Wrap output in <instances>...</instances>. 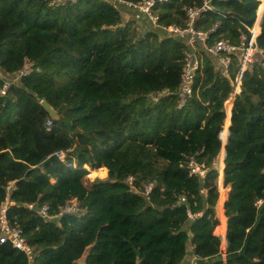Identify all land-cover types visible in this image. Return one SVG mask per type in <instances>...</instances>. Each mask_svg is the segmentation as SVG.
<instances>
[{
	"label": "trees",
	"instance_id": "trees-1",
	"mask_svg": "<svg viewBox=\"0 0 264 264\" xmlns=\"http://www.w3.org/2000/svg\"><path fill=\"white\" fill-rule=\"evenodd\" d=\"M262 1H210L194 27L215 29L204 45L196 42L201 67L180 105L187 40L167 27L185 28L184 8L203 0L156 2L155 25L136 7L113 0H0V90L10 82L0 92V206L11 201L9 223L33 248L29 260L10 243L0 244V264H80L85 252L84 264H185L192 256L191 264H264ZM258 20L255 52L227 128L240 44ZM220 40L238 48L222 54L231 59L227 74L208 51ZM60 151L68 154L61 159ZM222 153L219 177L238 185L229 197L221 194L227 225L232 209L244 211L226 231L224 255L214 183ZM191 157L206 167L203 178L189 174ZM179 165L185 166L181 179ZM84 166L105 167L106 181L90 184ZM66 203L80 211L58 215ZM42 205L51 218L37 212Z\"/></svg>",
	"mask_w": 264,
	"mask_h": 264
},
{
	"label": "built area",
	"instance_id": "built-area-1",
	"mask_svg": "<svg viewBox=\"0 0 264 264\" xmlns=\"http://www.w3.org/2000/svg\"><path fill=\"white\" fill-rule=\"evenodd\" d=\"M63 1L64 0H52V3L58 5V4H62ZM115 1L118 3L122 2V4L127 6L136 7L142 13H145L148 16L151 23L155 25L157 24L158 16L156 15V13H154L153 6L156 2L163 3L166 2L167 0H138L136 3H132L127 0H113V2ZM210 1L211 0H203V3L200 7L187 6L184 8L185 15L188 17V24L185 28H180L175 25H170L167 27L168 31L173 32L181 37H184L187 40L188 48L184 50V65L182 68L181 82L177 90L178 103L180 105H183L186 99L190 97V95L192 94L195 74L200 70L201 67V60L196 52V46H195L196 42H200L201 44L204 45V43L209 37L208 36L209 33L213 32L215 29V26H213L209 30L203 31V30H196L194 27V24L196 23L200 14L205 10L211 9ZM257 24L258 21L254 24V26L251 29H249L251 33V37L249 41L247 43L242 41L240 44L242 49V56L240 59V69L232 84L234 82H237L238 75L240 74L241 76L243 70L245 69L246 63L251 61L252 56L255 52V48H253L255 44V38L260 32V27L257 26ZM236 49H238L236 46L229 44L226 41L220 40L215 42L211 47H209L208 51L213 56L218 57L219 62L223 65V72L227 74V68L231 64V59L228 55L224 56L222 54H230L232 51H235ZM21 73L27 74L28 71L24 70ZM239 83H240V78L238 79V86L236 87V92L239 91ZM9 84L10 82L7 81L3 85L2 89L0 90L1 94L5 93ZM226 106L228 108H231L230 100L226 104ZM52 126H53L52 119L47 117L44 121L45 130L49 132ZM67 154H68L67 151H60L56 153V155L61 159H63ZM84 168L87 171L86 175L88 177L91 175V173L96 177H100V180H95L96 182H104L107 179L106 178L104 180V177H108V170L105 167L89 168L84 166ZM187 168L189 170L190 175H198L199 177L203 178L206 174V167L203 164H198L192 157L189 158L188 160ZM96 177H92L91 179L94 180ZM127 181L129 182V184H131L132 177L128 176ZM151 189H152V183L145 185L144 190L147 198L149 196V192L151 191ZM178 202L179 203L185 202V197L183 196L179 197ZM8 204H11V201H6L2 206H0V244L8 242L13 246V248L25 253L29 260H32L33 248L29 244L22 229L12 226L9 223V220L6 216V210ZM26 207L31 209L33 208V204H26ZM48 209L49 208L47 205H42L39 209H37V212L43 217L49 219L52 216L49 214ZM79 210L80 208L78 204L74 205V204L66 203L64 206L60 208L58 215H63L64 213L67 212H79ZM200 215H201L200 213H194V214L189 213V217H193V218L198 217Z\"/></svg>",
	"mask_w": 264,
	"mask_h": 264
},
{
	"label": "rangeland",
	"instance_id": "rangeland-1",
	"mask_svg": "<svg viewBox=\"0 0 264 264\" xmlns=\"http://www.w3.org/2000/svg\"><path fill=\"white\" fill-rule=\"evenodd\" d=\"M261 6V5H260ZM259 6V7H260ZM123 17H124V20H126V19H129L130 17L131 18H134V15H132V14H124L123 15ZM142 23H144L143 21H141L139 24H141V26H139L138 25V27H140V28H142V26H143V24ZM253 58V57H252ZM27 71H29V69H26ZM229 102V99L226 101V104ZM220 136L222 137V141L225 143V136H226V133H223V132H221V134H220ZM201 142H205V135L204 134H202L201 135V140H200ZM220 161H218L217 162V164H216V168L218 169V175H217V177H216V179H215V181H214V183L216 184V186H217V192H218V197H217V195H216V193L214 192V190H211L210 191V193H209V201H214L215 200V198L217 197V201H216V205H215V211L217 212V216L219 217V219H220V225L218 226V227H220V230H221V232H218V233H220L222 236H224V232H225V226H226V231H227V229L229 228V230H232L233 229V227L234 226H236V224L239 222V218H238V215H239V212L240 213H244V211H243V209L242 210H236V209H232L231 210V215H230V217H232V222L231 223H229V225H227V217H225V215H224V206H222V202L220 201V199H221V194H224V190L226 191L225 193H226V196L227 197H229V195L231 194V192H236V190H237V188L236 187H238V185L236 186V183H232L231 185L230 184H228V183H226V184H224V177L222 176L221 178L219 177V170L221 171V169H219V167H220ZM74 165H75V162H74ZM89 167V166H88ZM215 167V166H214ZM90 168V167H89ZM185 171V166H181V165H179L178 166V172L176 173V177H179L180 179L182 178V176L181 175H183L184 176V174H183V172ZM87 176V175H86ZM88 177V176H87ZM92 177H96L95 175H92V173H91V175L87 178L88 180V182L90 183V184H92L93 182H96L95 180H100V177H96L94 180H92L91 178ZM175 177V176H174ZM107 177H104V180L106 179ZM214 186V185H213ZM212 185L210 186V187H213ZM208 189H210V188H208ZM208 189H207V191L206 192H208ZM227 197H226V199H225V201L223 202V205L225 204V202H226V200H227ZM77 203H75L74 205H76ZM221 206H222V208H221ZM80 211V210H79ZM224 217V218H222L221 219V217ZM223 225H224V227H223ZM226 234V233H225ZM224 239V241L226 242L227 241V239H228V237L226 238V235H225V238H223ZM222 253H223V255H224V245H223V251H222Z\"/></svg>",
	"mask_w": 264,
	"mask_h": 264
},
{
	"label": "water",
	"instance_id": "water-1",
	"mask_svg": "<svg viewBox=\"0 0 264 264\" xmlns=\"http://www.w3.org/2000/svg\"><path fill=\"white\" fill-rule=\"evenodd\" d=\"M263 5V8H264V2L262 3ZM263 11V9H262ZM262 13V12H261ZM261 15V14H259ZM259 23V22H258ZM257 26H259V24H257ZM240 74L238 75L237 77V82H234L232 84V93H231V96L229 98V100L231 101V105H232V102H233V99H234V95L235 93H238L239 91L236 92V87L238 86V79L240 78ZM240 88V86H239ZM41 105L42 107L44 108V110L48 113V115L52 118V119H57L58 118V114H57V111L48 103L46 102L45 100H42L41 101ZM230 110V109H229ZM228 110V121L226 122V127L228 128L229 126V119H230V111ZM225 133V132H223ZM224 240H223V245H224V249H225V244H224ZM88 252H85L84 255L78 260V262L80 264H84V261H85V257L87 256Z\"/></svg>",
	"mask_w": 264,
	"mask_h": 264
},
{
	"label": "crops",
	"instance_id": "crops-1",
	"mask_svg": "<svg viewBox=\"0 0 264 264\" xmlns=\"http://www.w3.org/2000/svg\"><path fill=\"white\" fill-rule=\"evenodd\" d=\"M222 155H223V153L220 155V157H219V161H220V163L223 164V156H222ZM223 166H224V165H223ZM218 226H219V225H218ZM216 227H217V226H216ZM223 227H224V225H223ZM214 232H215V231H214ZM225 233H226V226H225L224 236H222V235L219 233V234L221 235L222 239L225 238V235H226ZM223 240H224V239H223ZM224 242H225V241H224ZM224 244H226V242H225ZM190 258H191V259H190ZM190 258L187 259L188 262H186L185 264H191V263H193V256L190 257Z\"/></svg>",
	"mask_w": 264,
	"mask_h": 264
},
{
	"label": "clouds",
	"instance_id": "clouds-1",
	"mask_svg": "<svg viewBox=\"0 0 264 264\" xmlns=\"http://www.w3.org/2000/svg\"><path fill=\"white\" fill-rule=\"evenodd\" d=\"M258 22H259V20H258ZM260 33V32H259ZM239 90H240V88H239ZM227 107V106H226ZM228 108V107H227ZM230 108H228V110H229ZM224 206V205H223Z\"/></svg>",
	"mask_w": 264,
	"mask_h": 264
}]
</instances>
